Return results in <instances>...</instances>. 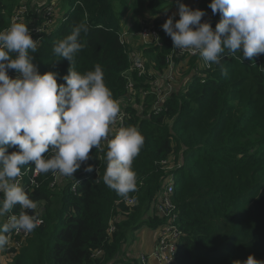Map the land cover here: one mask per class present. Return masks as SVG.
Instances as JSON below:
<instances>
[{
  "label": "trees",
  "instance_id": "obj_1",
  "mask_svg": "<svg viewBox=\"0 0 264 264\" xmlns=\"http://www.w3.org/2000/svg\"><path fill=\"white\" fill-rule=\"evenodd\" d=\"M125 1L55 0L53 19L60 21L47 36L42 35L37 51L30 54L40 75L56 72L57 84L66 85L63 77L71 65L53 53V45L71 34L76 25L87 26L88 32L80 38L83 48L75 55L72 67L85 73L99 64L104 82L124 115L117 128L135 126L144 137L132 164L137 190L124 198L103 183L106 149L93 148L91 159L81 165L74 178L57 175L53 186V174L33 178V168L26 166L19 182L31 199L43 201L42 211L37 209L42 223L17 251L5 250L10 242L0 249L6 254V264L118 263L132 233L160 223L152 212L149 214L151 203L171 177L182 231L176 264H233L250 255L264 261V55L241 61L240 53L226 51L221 65L212 64L208 70H197L198 66L195 71L197 59L188 58L191 75L184 89L172 88L162 105L154 109L156 98L149 83L165 72V57L173 42L163 31L158 49L141 53L129 38L121 45L118 34L133 30L122 24L128 14L116 16V9ZM164 1L132 0L130 14L134 19L129 23L136 25L137 19L148 16L155 25H162L178 11L169 1L162 7ZM22 2L0 0V30L8 27ZM31 2L26 0L28 6ZM63 2L70 4L68 9L64 10ZM210 3L199 0L198 8L206 12L205 22L215 29L220 16L207 15ZM39 8L45 11V6ZM35 16L29 8L26 18ZM37 19L35 24L39 25L41 17ZM129 53L140 54L146 67L142 77L136 73L130 76L138 92L134 105L125 99L127 77L123 73L129 69ZM11 73L16 72L9 70L10 77ZM143 92L146 95L140 99ZM16 150L9 149V154ZM89 165L91 172L85 170ZM76 180L81 182L74 194L71 188ZM128 198H133L135 205H126ZM5 220L0 218V224Z\"/></svg>",
  "mask_w": 264,
  "mask_h": 264
},
{
  "label": "clouds",
  "instance_id": "obj_2",
  "mask_svg": "<svg viewBox=\"0 0 264 264\" xmlns=\"http://www.w3.org/2000/svg\"><path fill=\"white\" fill-rule=\"evenodd\" d=\"M208 7L220 16L215 29L201 22L206 12L178 4V13L161 26L174 50L198 54L209 66L221 65L226 51L240 53L241 61L264 55V0H211ZM87 32L81 23L54 43L53 53L71 65L63 77L66 85H58V73L40 75L33 63L30 53L37 51V41L27 24L15 22L0 30V218L6 217L0 224V249L12 232L30 234L42 223L37 209L43 201L31 199L19 182L26 166L36 174L74 178L91 159L93 148L106 149L103 183L124 198L137 190L132 164L144 137L135 126L113 132L112 126L122 119L120 105L106 86L99 64L85 73L72 67L83 48L81 34ZM9 70H15L17 77L11 78ZM12 148L17 150L9 154ZM85 170L91 172L93 167ZM17 207L18 213L14 212ZM233 264L264 261L250 255Z\"/></svg>",
  "mask_w": 264,
  "mask_h": 264
},
{
  "label": "built area",
  "instance_id": "obj_3",
  "mask_svg": "<svg viewBox=\"0 0 264 264\" xmlns=\"http://www.w3.org/2000/svg\"><path fill=\"white\" fill-rule=\"evenodd\" d=\"M170 3L177 5L182 3L185 4L188 0H169ZM76 4H79L77 2ZM45 6V11H41L39 7ZM29 8L34 9V14L36 15L34 19H27ZM56 11L55 2L53 0H44L43 2H31L30 6L26 4V0L15 9L10 24L15 22H23L27 24L29 28L32 39L37 41V46L40 45L42 35L48 34L52 29L56 27V23L58 21L53 19L54 13ZM178 13V11H177ZM41 17V23L36 25L37 18ZM171 16V15H170ZM179 19V15L177 14L174 18L175 20ZM206 17H202L201 22H205ZM164 24V23H163ZM162 24V25H163ZM162 25H155L152 19L142 20L139 26L138 32L135 34L137 38L138 47L141 50V53L146 49H158L162 45L161 33L163 32ZM8 26V27H9ZM7 27V28H8ZM39 29L40 31H37ZM131 35V32H122L118 34V38L121 45H125L126 38ZM158 38V39H157ZM142 56L137 53H129V69L123 73L124 76L127 77V88H126V96L125 99L127 103L131 100L135 101L136 94L138 93L133 89V84L130 80V76L133 73H136L138 77H142L146 72V67L144 62L141 60ZM185 58H196L198 63L201 64L199 69L208 70L210 66L206 64L203 59L198 54H193L190 51L179 52V50L173 49V44L171 46L170 53L165 57V72L156 77V79L149 83L150 88H153V94H155L156 102L154 109L159 108L163 101L170 95L172 92V86L175 83V64L178 63L180 59ZM162 83L166 84L165 89H161L160 85ZM152 93V92H151ZM146 93L140 94V99H142ZM131 105V104H130ZM122 119H118L116 123L113 125L115 130H119L117 126L121 124L124 119V115L122 112ZM163 164V163H162ZM29 171V168H27ZM38 174L32 170V177H37ZM54 182L51 184L53 186L56 182L57 175H54ZM20 180V177H19ZM81 181L76 180L72 185L71 191L76 193V185H78ZM173 177L169 178L164 187L156 194L154 201L151 203V212L153 216L158 217L160 223L155 227L156 229V238H155V246L151 253L149 254H140L137 258V264H148V262L152 259L155 260L158 264H176L175 259L178 251L179 244L182 240V231L179 228L178 224V211L175 202L173 201ZM31 185L34 184V181L30 182ZM136 201L133 198H128L125 200V204L128 206L135 205ZM113 230L111 226L109 228V232ZM29 237V234L11 233V241L5 247V250L8 252L11 249L18 250L22 247L26 239ZM100 253H97L99 255Z\"/></svg>",
  "mask_w": 264,
  "mask_h": 264
},
{
  "label": "rangeland",
  "instance_id": "obj_4",
  "mask_svg": "<svg viewBox=\"0 0 264 264\" xmlns=\"http://www.w3.org/2000/svg\"><path fill=\"white\" fill-rule=\"evenodd\" d=\"M168 1L169 0L164 1V3L162 4V7H165L166 5H168V3H167ZM33 2H35V1H33ZM131 3H132V0H126L122 4L121 7L116 9V16L117 17L120 16L122 18V17H124L125 14H128L127 16H125V23H126L125 26L128 25V22H126V19L127 20L128 19H134V16H131V14H130ZM198 3H199V1H198ZM61 5L64 7L63 3H61ZM121 11H124L123 16L121 15ZM211 14H212V10L210 8H208L207 15H211ZM139 19H141V18H139ZM146 19H149L148 16H145L143 18V21H145ZM141 22H142V20H139V22H138V24H136V26H134V23L130 22L131 27H135V28H134V31H130L131 35H129L128 38H129V40H131V42L133 43V46L135 48H139L138 44L135 42L134 39H136L135 34L138 32ZM190 63H191V61H188V59L185 58V59L179 60V62L177 64H175V83L172 86L173 89L175 87H176V90H179V89L183 90L184 89L182 87H184V85H186V82H187V80L189 79V77L191 75V71H190V68H189V67H191ZM198 66L200 67L201 64H199L195 60V67H194L193 70L195 71ZM17 75H18L17 73H11V78H16ZM160 88L161 89H165L166 88V84L162 83L160 85ZM129 104L134 105L135 103H134V101L131 100L129 102ZM149 214H151V211H150ZM142 230L148 231L150 229L148 227L143 226ZM153 234L156 235V233H153ZM9 242L10 241H8V243ZM139 243H140V239L135 243V249L133 248V250H131V248H130L131 246L129 248H127V250L124 248L126 252H125L124 256L120 257L119 261H123V262H125L127 264H137V262H138L137 258L140 255V253L142 252L141 251L142 249H139ZM1 251L3 252V250H1ZM1 251H0V254L2 253ZM141 254H143V253H141ZM5 257H6V254L3 252L1 254V260H0L1 264H6V258ZM116 264H118V263H116Z\"/></svg>",
  "mask_w": 264,
  "mask_h": 264
},
{
  "label": "crops",
  "instance_id": "obj_5",
  "mask_svg": "<svg viewBox=\"0 0 264 264\" xmlns=\"http://www.w3.org/2000/svg\"><path fill=\"white\" fill-rule=\"evenodd\" d=\"M33 1H35V2H41L42 0H33ZM198 1L199 0H188V2H187V6H189L191 9H193V10H196V9H199L198 8ZM63 5H64V10H65V8L66 9H68V7L70 6V4H68L67 2H63ZM166 6H168V5H166ZM173 15V13L171 14V16ZM11 20V19H10ZM62 20V19H61ZM140 20V19H139ZM139 20L137 19V21H136V24H138V22H139ZM58 21H60V20H58ZM129 21H130V19H126V22H128V25L127 26H125V22H122V24L124 25V27L126 28V30L131 26L130 25V23H129ZM9 24H10V21H9ZM9 24H8V26H9ZM60 24V22L58 23V25ZM134 26H136L135 25V22H134ZM134 28L135 27H133L132 29V31H134ZM128 31V30H127ZM130 32V31H129ZM46 36L48 35V34H45ZM44 37H42V39H43ZM41 39V40H42ZM135 40V42L137 43V38L136 39H134ZM39 46V45H38ZM185 86V85H184ZM183 88V87H182ZM150 211H151V208H150ZM150 230H148V231H146V230H142V228H140V229H138L137 231H135L134 233H132L131 234V236L129 237V239H128V241L126 242V244L125 245H123V247H122V251H121V254H122V256H124V254H125V249L127 250V248H129L130 246V248H131V250H133V248L135 249V243L140 239V243H139V249H142L141 251V253H145V254H149V253H151L152 251H153V249H154V246H155V238H156V235H154L153 233H156V229L155 228H150V227H148ZM125 248V249H124ZM1 251V250H0ZM2 252V251H1ZM3 253V252H2ZM1 253V254H2ZM124 253V254H123ZM140 253V254H141ZM1 254H0V260H1ZM121 256V257H122ZM119 261V260H118ZM118 264H127V263H125V262H123V261H119L118 262ZM148 264H158L155 260H150L149 262H148Z\"/></svg>",
  "mask_w": 264,
  "mask_h": 264
}]
</instances>
